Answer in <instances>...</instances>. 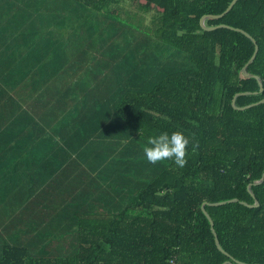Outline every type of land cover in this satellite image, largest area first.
<instances>
[{
	"label": "trees",
	"instance_id": "obj_1",
	"mask_svg": "<svg viewBox=\"0 0 264 264\" xmlns=\"http://www.w3.org/2000/svg\"><path fill=\"white\" fill-rule=\"evenodd\" d=\"M230 1L0 3V264H264V0L204 20L248 77L199 24Z\"/></svg>",
	"mask_w": 264,
	"mask_h": 264
},
{
	"label": "clouds",
	"instance_id": "obj_2",
	"mask_svg": "<svg viewBox=\"0 0 264 264\" xmlns=\"http://www.w3.org/2000/svg\"><path fill=\"white\" fill-rule=\"evenodd\" d=\"M189 144V137L180 131H173L171 134L162 132L156 136H149L142 151L144 158L150 164L172 161L176 167L183 168L187 163ZM198 147V141L192 143L191 151L195 153Z\"/></svg>",
	"mask_w": 264,
	"mask_h": 264
},
{
	"label": "water",
	"instance_id": "obj_3",
	"mask_svg": "<svg viewBox=\"0 0 264 264\" xmlns=\"http://www.w3.org/2000/svg\"><path fill=\"white\" fill-rule=\"evenodd\" d=\"M236 1H237V0H231L230 3H229V5L227 6V8H226L222 13H219V14H204V15H202L201 18H200V20H199V24H200V26H201L203 29H207V30H212V29H215V28H218V27H225V28L234 29V30H236V31H239V32L243 33V35L246 36V37L248 38V40L253 44V51H252V54H251L250 58H249L248 61L245 63V66H244V67L242 68V70H241L243 76L248 77L249 75H248V73L245 71V68H246V66H247V65L253 60L254 55H255V53H256V50H257V46H256L255 41L253 40V38H252L247 32H245V31H244L243 29H241V28L232 27V26H229V25H227V24H218V25H214V26H207V25H205V23H204V20H205L206 18H209V17H212V18H218V17L222 16L226 11H228V10L233 6V4H234ZM252 77L256 80V83H257V86H258V92H262V91H263V85H262L261 80H259V78H258L257 76H252ZM246 94H248V93L245 92V93H237V94H235V96L233 97V99H232V101H231V106H232L233 109H235V110H245V109H247V108H249V107H251V106H254V105L258 104V103H264V100H261V101H258L257 103L249 104V105L244 106V107H241V108L237 107V106L235 105V100H236V98H237L239 95H246ZM263 181H264V170H263V173H262L261 178H259V180L255 181V182H253L252 185L261 184ZM247 191H248V193L250 194L251 198L253 199V204H252V205H249V204L244 203V202H242V204L245 205V206H247V207H249V208L256 207V206H257V202L255 201V199H254V197H253V195H252V193H251L250 185H248V187H247ZM235 202H237L236 199H231V200L221 201V202L202 203V204H200V209H201L202 213L204 214V216L207 218V220H208V222H209L210 230H211V232H212V234H213V241H214V246H215V248H216L219 252H221L222 254L227 255V256H228V254H227L226 252H223V250H222V249L220 248V246H219L218 240H217V238H216V236H215V232H214V230H213V228H212V221H211L209 215L207 214V212L204 210V204H206V205H212V206H222V205H225V204L235 203ZM232 262H233V260L230 259V261H225V262H223V263H221V264H232ZM237 263H239V264H244V263H240V262H237Z\"/></svg>",
	"mask_w": 264,
	"mask_h": 264
},
{
	"label": "crops",
	"instance_id": "obj_4",
	"mask_svg": "<svg viewBox=\"0 0 264 264\" xmlns=\"http://www.w3.org/2000/svg\"><path fill=\"white\" fill-rule=\"evenodd\" d=\"M6 2V0H0V3H5Z\"/></svg>",
	"mask_w": 264,
	"mask_h": 264
},
{
	"label": "rangeland",
	"instance_id": "obj_5",
	"mask_svg": "<svg viewBox=\"0 0 264 264\" xmlns=\"http://www.w3.org/2000/svg\"><path fill=\"white\" fill-rule=\"evenodd\" d=\"M6 19V18H5Z\"/></svg>",
	"mask_w": 264,
	"mask_h": 264
}]
</instances>
